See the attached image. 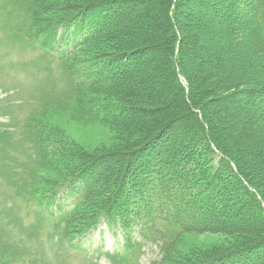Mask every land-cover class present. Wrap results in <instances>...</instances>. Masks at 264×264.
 Segmentation results:
<instances>
[{
  "label": "rangeland",
  "instance_id": "374dc122",
  "mask_svg": "<svg viewBox=\"0 0 264 264\" xmlns=\"http://www.w3.org/2000/svg\"><path fill=\"white\" fill-rule=\"evenodd\" d=\"M171 1L46 0L53 5L48 21L70 16L63 11L65 3L76 8L88 4L99 7L88 10L90 29L86 34L95 37L82 45L77 56L79 60L90 58L94 62L95 67L90 64L89 73L101 70L98 63L107 61L101 75L114 74L119 69L110 60L126 56L131 59L125 67L119 63L123 72L114 81L105 79L106 87L77 94L57 58L41 49L32 37L28 15L12 0H0V264H185L183 261L198 256L244 248L253 240L256 246L240 260L242 264L248 261L255 264L253 259L257 258L264 264L261 211L225 166H217L191 124V109L203 113L226 156L264 198V142L252 143L245 137L249 133L264 137V49L253 43L254 36H259L256 20L239 12L238 0H179L174 35L164 28L168 32L163 42L157 38L156 28L163 27L162 13ZM68 29L70 35L71 27ZM177 38L182 43L180 66L191 85L190 103L181 101L172 89L170 46ZM236 71L244 76L240 79ZM224 74L238 78L233 90L221 88ZM256 82L262 85H255ZM249 90L256 93L250 95ZM47 96L57 97V102L49 101V106H45ZM43 110L40 127L47 128L46 134L57 141L60 154L56 156L49 151L47 159L35 166L25 123L31 118L30 131H33L32 125L40 120L37 118L43 115ZM240 110L254 111L252 119H248L250 124L239 126L234 118L241 114ZM178 118L186 125L175 126ZM151 137L154 143L126 162L128 174L111 208L115 220L107 222L100 218L95 229L79 242L77 236L65 237L63 221L55 220L40 207L37 193L63 185L55 197L56 206L57 198H63L60 194L75 188L81 179L90 186L104 172L115 177L118 164L104 158V163L91 166L84 176L72 178L83 156L116 155L123 149V142L128 143L127 151L131 144L146 142ZM238 141L243 145L236 146ZM156 156L176 165L195 157L204 161L199 165V173L205 181H213L207 194L214 209L209 217L216 215L219 221L234 225L251 239L241 243L242 236L189 233L179 237L172 248L174 255L169 258H162L157 246L148 243L139 244L131 257L108 258L122 249L120 231L125 226L124 212L138 204L139 195L131 185L132 180H137L140 177L137 171ZM33 170L36 179L30 182L28 173ZM113 180L107 189L114 184ZM103 186L98 184V190L105 191ZM216 196L219 197L212 201ZM52 208L50 212L54 213L56 207ZM132 238L139 239L134 234ZM70 243H80L81 250H73ZM11 254L13 259L7 260Z\"/></svg>",
  "mask_w": 264,
  "mask_h": 264
},
{
  "label": "trees",
  "instance_id": "16d2710c",
  "mask_svg": "<svg viewBox=\"0 0 264 264\" xmlns=\"http://www.w3.org/2000/svg\"><path fill=\"white\" fill-rule=\"evenodd\" d=\"M178 2L179 0H172L169 4H166L168 5L166 8L167 10L162 13L163 27L157 25L156 28L157 38H159L160 41H166L168 31L171 35L174 33L173 30L175 31V10ZM12 3L19 7L23 13L28 15L29 31L32 37L39 43L41 49L59 54V61L62 63L63 73L69 77L71 84H74V92L77 94L80 92H84L85 94L88 92H97L100 88L106 87L104 83L105 79L114 81L119 73L123 72L124 68L119 67L122 65L119 63H124V65H122L124 67L130 63V61H128L131 60L129 56L122 58L115 57V59L110 61L115 62V65L118 66V72L102 76L100 71L104 69L107 61L98 63V67H100L101 70L98 69L95 72L89 73L88 69L91 67L90 64H93L92 67H95L94 62H91L92 60H90V58L79 60L77 57L81 51L80 48L82 45L93 40L95 37L91 38L86 34L87 30L90 29L88 28V18L90 17L88 10L97 9L99 8L98 6L88 4L76 8L70 6L69 3H65L63 11L70 16L61 18L59 21L57 19L48 21L46 18L48 13L53 10V5L47 3L46 0H12ZM110 3H113V1ZM237 3V9L243 16H247V19L251 17L256 20V28L259 36H254L253 43H255L257 48L261 47L264 49V0H238ZM94 21L95 20H93V22ZM70 27L71 32L69 35L67 34V30H69L68 28ZM164 28L168 29V31ZM154 29L153 27V30ZM56 33L58 34L57 36ZM177 39L178 40L174 41L172 46H170L171 50L169 49L171 52V73L174 79L172 89L174 93L180 95L181 101L190 103L191 85L184 67L180 66L182 43L179 38ZM62 47H65V49L60 51ZM57 48L59 51H56ZM169 50L167 52H169ZM97 72L98 77L95 76ZM236 73H239L237 76L240 79L241 76H244L241 72L236 71ZM80 79L82 81H80ZM237 80L238 78L234 79L230 74H224L221 78V88L226 91L233 90L235 88L234 83H236ZM243 80L244 79L241 81L243 82ZM255 85H262V83L256 82ZM248 92L250 95L256 93L255 90H249ZM260 94L258 95L260 96ZM56 98L55 96L51 98L50 96L45 97L44 105L47 106L49 101L57 102ZM191 111V121L193 120L191 124L196 128L195 131L198 133L201 143H204L206 152L216 161L217 166L220 164L225 166V169L228 170L233 179L239 183L244 192L251 198L252 204L257 210L261 211L264 218V198L259 190L240 174L236 167V163L230 157L226 156L220 141L216 140V138L214 139L212 136L209 126L205 122L203 113L193 111L192 109ZM223 111L228 113L229 110L223 109ZM240 112L241 114L238 113L234 118L238 121L239 126L245 125L246 122L250 124L248 119H252L254 111L244 112L240 110ZM42 114L43 115L39 114L37 118L40 120L32 125L33 131H30L31 118H28L25 123V129L28 132L27 135L31 140L35 166H38L39 163L47 159L48 155H50L49 151L56 156L60 154L57 141L51 137L52 135L46 134L47 128L43 130L40 127L43 123L42 116H44L45 110H43ZM228 115H231V113H228ZM169 117L173 116L171 115ZM169 117L167 118L169 119ZM176 122L175 126L186 125V123H183L182 119L179 118ZM160 130V132H162V129ZM160 132H158L157 135H160ZM260 132L262 131L260 130ZM245 137L252 143L257 140L264 142V137L260 138V133H249L245 135ZM140 141L142 142L143 138L140 139ZM126 142L127 141L123 142V149L120 148V153L116 155L101 156V158L83 156L82 161L77 164L72 178L78 174L84 176L91 166L93 167L104 163V158L112 159L118 165L116 166L117 168L115 167V173H113L116 178L104 172L101 177H95L96 181H94L92 185L88 186L87 182L81 179L78 181L79 185L75 188H68L62 193L66 197L65 199L68 201V204L66 205L60 200L58 205L59 209L57 211V214L59 213L60 215L56 220L63 221V234L65 237L84 234L94 227L97 221L102 217L108 222L115 220L113 219L115 216L111 215L113 211L111 208H114V199L115 197L116 199L118 198L117 195L119 194L118 192H120V185L128 174L125 167L126 162L135 157L140 150L143 151L147 149L150 144L154 143V139L151 137L146 140V142L140 143L138 141L131 144L127 151L132 150V153H127L125 148H127L128 143L126 144ZM235 144L236 146L243 145L242 141H238ZM259 145H261V142H259ZM121 151L126 152V154L123 155ZM262 155L264 156V152H262ZM198 158L199 157H195L196 160L190 159L188 161L181 160L183 162L182 165H176L172 161H165L163 158L156 156L154 159H150L144 168L137 171L140 177L138 176L137 180H135L136 178L132 180L131 185L139 195L137 200L138 204L134 205L132 209H128L124 212V215H126V219L123 222L125 224L123 227L124 231L121 229L126 241L125 256L128 255L131 257L133 255L132 250L138 247L139 244L143 246L148 243L149 245L157 246L162 258H169L171 254L174 255L172 248H174L179 237L189 233L235 235L240 238L242 236L244 239H241V243H246L251 239L252 236H248V234L242 232L241 229H236L234 225L219 221L216 215L214 217H209L214 209L212 208L213 204H209L211 199L207 197V194L210 186L213 185V181L211 183L205 181L202 173H199V165L201 162L204 163V161L198 160ZM262 160L264 161V159ZM195 174H197V176L194 178ZM199 176L202 177L199 178ZM88 177L87 175V180ZM111 177L114 180L111 179ZM28 178L30 182L36 179L34 170L28 173ZM111 180L114 181V184L109 188L114 189V192L108 191L109 188L107 189L110 183L109 181ZM98 184L104 185L103 188H106L105 191H102V188L98 190ZM62 186L37 193L40 207L52 206ZM218 197L219 196L212 198V201ZM58 199L59 198H57V200ZM126 223H128L127 226ZM132 234L136 235L139 239L135 241L134 238H132ZM255 243L256 241L253 240L252 243L250 242L248 245L244 246V248L234 249L229 253L224 252L218 255H209L208 257H205V255L198 256L197 258L185 260L183 262H185V264H223L227 262L228 264H231V262H235L234 264H242L243 260H240V258H242L244 254H248L249 250L256 246ZM13 256L14 255L11 254L7 260L11 261ZM253 260L256 261L255 264H261L259 262L260 260L257 258ZM251 263L252 261H248L245 264Z\"/></svg>",
  "mask_w": 264,
  "mask_h": 264
},
{
  "label": "bare ground",
  "instance_id": "6f19581e",
  "mask_svg": "<svg viewBox=\"0 0 264 264\" xmlns=\"http://www.w3.org/2000/svg\"><path fill=\"white\" fill-rule=\"evenodd\" d=\"M98 14V13H97ZM103 18V17H102ZM103 20V19H102ZM98 22V21H97ZM115 65V64H114ZM122 68V67H121ZM120 68V69H121ZM115 71H116V69H114ZM124 70V69H123ZM174 152V151H173ZM172 160V159H171ZM140 161V160H139ZM137 165V164H136ZM139 171V170H138ZM131 174V173H130ZM219 183V182H218ZM226 185V184H225ZM227 187V186H226ZM220 189H221V187H220ZM220 199H222V197L220 198ZM223 201H224V199H223ZM222 209V208H221ZM219 210V209H218ZM237 211V210H236Z\"/></svg>",
  "mask_w": 264,
  "mask_h": 264
}]
</instances>
